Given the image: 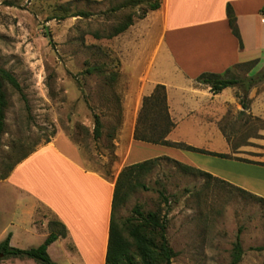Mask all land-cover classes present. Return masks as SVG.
Returning a JSON list of instances; mask_svg holds the SVG:
<instances>
[{"label": "rangeland", "instance_id": "1", "mask_svg": "<svg viewBox=\"0 0 264 264\" xmlns=\"http://www.w3.org/2000/svg\"><path fill=\"white\" fill-rule=\"evenodd\" d=\"M130 2L0 0V67L18 79L29 107L6 87V125L0 137V244L11 233V246L39 247L51 232L50 223L57 220L43 204L3 179L18 158L64 135L79 147L87 167L111 177L113 167L122 165L118 153L125 158L128 149L124 107L132 106L153 79L161 76L167 83L175 79L170 69L158 70L161 54L152 69L158 26L152 27L153 17L147 20L149 12L139 18L146 6ZM129 17L133 25L108 39ZM260 62L251 72L238 68L231 75H256L264 69ZM233 88L245 105L251 102L250 92L264 98V81L248 92ZM249 111L231 106L229 124L222 131L231 141L264 154V120L248 115ZM95 115L103 124V135L97 140ZM189 128L183 130L187 136ZM161 153L146 150L143 159ZM161 158L141 179L150 190L131 192L117 217L126 221L137 207L166 215L167 237L176 254L173 264H230L239 233L243 248L239 264H264V202L222 181L183 171L170 157ZM158 190H165L168 202ZM2 258L0 264H20Z\"/></svg>", "mask_w": 264, "mask_h": 264}, {"label": "crops", "instance_id": "2", "mask_svg": "<svg viewBox=\"0 0 264 264\" xmlns=\"http://www.w3.org/2000/svg\"><path fill=\"white\" fill-rule=\"evenodd\" d=\"M229 5L237 18L242 48L229 26ZM263 9L264 0H162L161 8L150 11L147 18L153 17L152 27L158 26L152 69L161 54L158 70L164 73L170 69L175 79L168 83L161 76L153 79L132 106L124 107L122 124L129 129V139L125 158L117 154L122 165L113 167L111 177L104 176L87 167L79 147L59 135L16 166L8 183L43 204L67 229L66 238L48 248L55 263L105 264L117 178L127 165L143 162L146 150L161 151L155 158L170 157L264 198V154L231 141L222 131L229 124L231 106L242 113L250 110L248 115L264 120V98L257 99L256 91L250 92L251 102L245 105L236 97L235 88L215 95L209 87L195 83L203 73L224 74L253 60L264 66ZM157 85L166 87L169 112L176 125L167 140L229 158L135 141L143 99L153 94ZM188 127L191 131L187 136L183 130Z\"/></svg>", "mask_w": 264, "mask_h": 264}, {"label": "trees", "instance_id": "3", "mask_svg": "<svg viewBox=\"0 0 264 264\" xmlns=\"http://www.w3.org/2000/svg\"><path fill=\"white\" fill-rule=\"evenodd\" d=\"M128 5L129 3L121 7H126ZM130 5L146 6V10H144L139 17L140 19H144L148 12L157 11L161 8L162 0H131ZM262 14H264V9L262 10ZM227 17L232 33L239 40L242 48L243 44L239 31L240 28L237 26V18L230 5L227 7ZM132 25L133 20L129 17L126 22L117 26L107 38L111 39L126 32ZM259 62V60H253L237 64L224 74L203 73L195 80V83L196 85L209 87L211 92L215 95H219L225 89L233 87H240L248 92V90L264 81V69L256 75H248L245 78L235 77L231 74L238 68H246L248 72H251ZM94 70L95 68L88 70V73H93ZM8 86L21 96L26 104L27 110H29L28 101L18 79L13 73L0 67V137L4 133L6 125L8 96L5 91ZM94 119L95 126L93 133L94 138L97 140L103 135V124L98 115H95ZM175 128L176 125L169 112L166 87L164 85H157L153 94L143 99L142 109L135 130V141L152 145H161L187 152L229 158V156L210 153L185 143H172L168 141V136ZM50 142V140H47L46 144ZM35 151L18 158L16 162L9 167V174L3 176V179H7L16 166ZM162 159L164 158H153L137 164L127 165L119 174L114 190L115 194L113 195L105 264H173V259L176 254L170 246L167 237L168 221L166 215L161 216V214L157 212H145L141 210L140 207H137L133 211L134 215L126 219V221L117 217L118 210L127 202L131 192L138 188L144 191L150 190L148 186L141 182V179L149 175L159 165ZM167 159L169 160V158ZM172 161L179 165L183 171H193L206 179L222 181L264 202V198L214 177L207 172L182 164L176 160ZM157 192L160 198L168 202L165 190H158ZM50 228L51 232L45 241L39 247L31 249H20L11 246L12 234L10 233L0 244V257H3L2 259L14 258L20 260H33L37 264H58L49 256L48 248L58 239L66 238L67 229L61 222H58V220H53L50 223ZM242 257L243 248L239 233L233 246L232 261L230 264L241 263Z\"/></svg>", "mask_w": 264, "mask_h": 264}]
</instances>
